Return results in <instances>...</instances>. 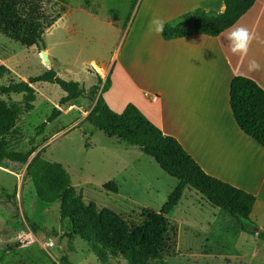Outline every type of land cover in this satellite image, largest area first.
<instances>
[{
  "label": "rangeland",
  "instance_id": "1",
  "mask_svg": "<svg viewBox=\"0 0 264 264\" xmlns=\"http://www.w3.org/2000/svg\"><path fill=\"white\" fill-rule=\"evenodd\" d=\"M8 1L0 0V86L26 81L27 87L0 89V102L14 122L23 125L20 148H35L33 155L41 151L45 159L60 162L84 201L107 208L113 220L141 224L146 210L160 211L176 178L164 173L138 145L81 119L94 103L89 89L98 82L96 64L104 67L116 35L125 29L119 24L125 18V0H51L37 33L49 65L36 36L8 16ZM14 9L29 17L26 0H15ZM49 68L78 81L83 95L60 106L65 92L58 84L28 82ZM54 107L61 113L48 120ZM24 173L0 166V264H61L62 256L72 264H102L85 239L70 234V222H60V201L40 200ZM108 181L116 182L118 191L106 189ZM167 218L159 259L141 254L128 261L114 252L107 264H264V238L243 230L239 220L191 186L184 188ZM250 218L254 222L246 227L264 232L261 203Z\"/></svg>",
  "mask_w": 264,
  "mask_h": 264
},
{
  "label": "trees",
  "instance_id": "2",
  "mask_svg": "<svg viewBox=\"0 0 264 264\" xmlns=\"http://www.w3.org/2000/svg\"><path fill=\"white\" fill-rule=\"evenodd\" d=\"M26 1L29 17L16 13L15 0L8 1V16H13L37 38L42 11L51 0ZM254 2L255 0H225L226 7L222 12H207L198 7L175 22L165 23L162 36L171 38L192 33L216 36L232 26ZM189 22L191 24H188ZM96 76L98 82L89 89L95 102L85 120L109 135L138 145L142 152L153 157L164 171L177 178L178 183L160 211L146 210L145 219L141 224L117 222L111 218L107 208H98L94 201H84L82 192L76 191L70 173L60 162L45 159L41 151L33 155L35 148H20L25 140L23 125L15 123L0 102V166L12 171L25 169L24 177L32 182L40 200H59L60 222H70L71 235L85 239L102 264H107L114 252H119L128 261L135 260L141 254L151 259H159L160 246L169 228L167 214L180 200L184 188L191 186L204 194L211 203L239 220L244 225L243 230L257 232L259 237L264 238V232L246 227L248 222H254L250 215L256 202L255 195L204 172L176 138L161 135L159 129L134 104L128 103L121 112L112 109L103 96V92L111 84L110 77L103 80L97 72ZM40 81L58 84L63 89L65 94L58 101L60 106L78 98L85 91L78 81L61 77L53 68L28 78L31 84ZM26 87L27 82L20 81L0 86V89L6 91ZM229 101L241 130L264 147L262 89L247 77L235 76L230 83ZM60 113V109L54 107L48 120L58 117ZM104 186L108 190L118 191L114 181H108ZM31 226L34 230L38 229L33 223ZM59 261L61 264H72L66 256L60 257Z\"/></svg>",
  "mask_w": 264,
  "mask_h": 264
},
{
  "label": "crops",
  "instance_id": "3",
  "mask_svg": "<svg viewBox=\"0 0 264 264\" xmlns=\"http://www.w3.org/2000/svg\"><path fill=\"white\" fill-rule=\"evenodd\" d=\"M124 5L125 18L119 24L125 29L116 35L104 67L96 64L95 69L103 80L110 77L103 92L109 106L121 112L134 104L161 135L176 138L204 172L255 195L252 211L259 203L264 207V147L241 130L229 101L235 76L251 79L264 92V0H255L216 36L171 38L157 33L152 21L175 22L198 7L222 12L225 0H125ZM236 27L247 28L254 37L246 55L229 50L227 36ZM253 59L260 68L249 72ZM152 93L157 94L154 102L148 98ZM229 160L236 171L224 168Z\"/></svg>",
  "mask_w": 264,
  "mask_h": 264
},
{
  "label": "clouds",
  "instance_id": "4",
  "mask_svg": "<svg viewBox=\"0 0 264 264\" xmlns=\"http://www.w3.org/2000/svg\"><path fill=\"white\" fill-rule=\"evenodd\" d=\"M226 7V6H225ZM153 25H155V31L157 33L163 31V21L159 19H154L152 21ZM254 37L250 35L249 31L245 27H236L234 28L229 35L227 36L228 47L230 52L233 55L241 54L246 55L248 51V46L251 40ZM260 65L257 63L256 60H250L248 63V71H257L259 70Z\"/></svg>",
  "mask_w": 264,
  "mask_h": 264
},
{
  "label": "water",
  "instance_id": "5",
  "mask_svg": "<svg viewBox=\"0 0 264 264\" xmlns=\"http://www.w3.org/2000/svg\"><path fill=\"white\" fill-rule=\"evenodd\" d=\"M188 24H191V22H189ZM36 41H37V44H38V46L40 48V53H41L42 59L45 61L46 65H49L50 61L48 59V53L46 51L45 44H44L42 38L41 37H37ZM24 172H25V169H24Z\"/></svg>",
  "mask_w": 264,
  "mask_h": 264
},
{
  "label": "bare ground",
  "instance_id": "6",
  "mask_svg": "<svg viewBox=\"0 0 264 264\" xmlns=\"http://www.w3.org/2000/svg\"><path fill=\"white\" fill-rule=\"evenodd\" d=\"M255 160H256V158H255ZM245 162V161H244ZM245 163H247V162H245ZM221 165H224V164H221ZM224 168L225 169H229V170H234V171H236L237 170V166L234 164V162H232L231 160H229L228 162H227V164L224 166ZM254 173L255 174H257V170L256 171H254Z\"/></svg>",
  "mask_w": 264,
  "mask_h": 264
},
{
  "label": "built area",
  "instance_id": "7",
  "mask_svg": "<svg viewBox=\"0 0 264 264\" xmlns=\"http://www.w3.org/2000/svg\"><path fill=\"white\" fill-rule=\"evenodd\" d=\"M157 94L156 93H152L148 95V98L150 101L154 102L156 100ZM49 244L51 245L52 242L50 241Z\"/></svg>",
  "mask_w": 264,
  "mask_h": 264
}]
</instances>
